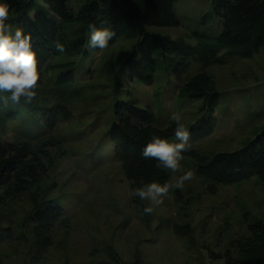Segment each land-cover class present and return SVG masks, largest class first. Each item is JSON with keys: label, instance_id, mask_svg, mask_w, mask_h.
Listing matches in <instances>:
<instances>
[{"label": "rangeland", "instance_id": "374dc122", "mask_svg": "<svg viewBox=\"0 0 264 264\" xmlns=\"http://www.w3.org/2000/svg\"><path fill=\"white\" fill-rule=\"evenodd\" d=\"M86 1L71 0L70 5L78 11ZM174 9L177 26L136 21L106 49L86 44L88 57H71L77 63L68 97L72 116L60 120L51 134L25 137L31 115L22 112L8 121L5 116L14 105L0 102V145L31 144L25 164L0 188V264H227L224 255H236L240 244L254 236L251 226L264 225V179L225 184L196 174L183 191L170 193L152 214H145L148 202L130 195L125 165L113 156L107 133L117 99L151 107L160 128L175 125L172 112L180 113L190 132L215 119L211 135L191 138L190 150L182 154L184 169L200 164L192 151L211 160L218 152L240 149L264 131L263 47L252 57L224 49L213 64L188 58L190 69L182 82L199 75L206 88L217 90L220 99L214 111L203 99L178 94L182 82L172 69L182 56L171 55L173 59L162 63L152 85L130 78L125 60L140 57L143 33L197 45L201 39L194 32L217 37L223 30L212 0H177ZM55 73L48 70L43 87H53ZM56 100L49 96L48 102ZM180 174L170 171L167 182ZM48 202L61 206L64 214L52 227L51 245L40 255L33 215Z\"/></svg>", "mask_w": 264, "mask_h": 264}, {"label": "trees", "instance_id": "16d2710c", "mask_svg": "<svg viewBox=\"0 0 264 264\" xmlns=\"http://www.w3.org/2000/svg\"><path fill=\"white\" fill-rule=\"evenodd\" d=\"M176 1L87 0L78 11H74L70 5L71 0H7L12 6L10 23L13 28L21 27L32 36L41 78L37 98L31 104L21 101L18 105L9 100L8 104L14 105V111L7 112L5 119L15 121L18 114L25 112L28 116H34H30L31 123L25 130V137L37 138L51 134L60 120L72 116L68 97L76 83L77 63L71 57L89 56L86 49L89 23L112 28L116 36L109 43H113L126 34L136 21L160 27L179 25L174 9ZM212 3L215 14L223 21V30L219 36L210 37L194 32L193 35L201 40L193 45L184 39L175 40L169 36L143 33L138 42L140 57L137 59L130 55L125 60L130 78L152 85L158 67L167 62L171 55H175L182 57L172 70L182 82L190 69V57L204 64H213L220 61L218 54L224 49L243 57H252L258 47L264 48V0H212ZM54 40L64 44L65 52L54 51ZM48 70L56 72L53 87L50 88L43 87ZM198 76L180 83L177 86L178 94L203 99L206 106L214 111L220 93L206 88L203 79ZM115 88L119 94V82ZM49 96H54L57 102L49 104ZM113 115L107 134L113 156L124 163L132 188L154 180L167 182L170 170L157 168L156 161L143 159L141 152L152 133L167 139L173 137L175 125L160 128L156 125L153 109L149 106L140 107L133 99H117L113 104ZM215 128L214 118L203 121L191 131V138L194 141L203 139L211 135ZM30 146L29 141L0 145V188L10 184L17 170L25 164L31 154ZM191 154L200 162L195 169L196 174L213 183L232 184L253 177L264 179V131L240 149L218 152L211 160L198 151H192ZM41 207L33 215L40 255L51 245L52 227L64 214V209L53 202L44 203ZM251 227L254 236L240 244L236 255H224L227 264H264V225L257 223Z\"/></svg>", "mask_w": 264, "mask_h": 264}, {"label": "clouds", "instance_id": "9594fccd", "mask_svg": "<svg viewBox=\"0 0 264 264\" xmlns=\"http://www.w3.org/2000/svg\"><path fill=\"white\" fill-rule=\"evenodd\" d=\"M12 17V6L7 0H0V93H7L5 98L0 96V102L6 107L8 101L13 104H31L38 96L40 87V71L38 68L37 51L33 47L31 34H26L21 27L13 28L9 23ZM89 49L104 50L109 46L116 33L110 27H97L89 23ZM54 51L65 52V46L59 40L53 41ZM170 119L175 122L174 140L163 138L156 133L151 134V139L143 147L141 155L145 160L156 161L159 169L181 173L170 181L160 184L149 182L130 189V195L147 201L144 207L145 214H152L156 208L164 203L165 198H170V193L175 190L183 191L187 182L196 177L195 169L182 168V155L191 148V132L182 122L179 112H172ZM135 183V181H133Z\"/></svg>", "mask_w": 264, "mask_h": 264}]
</instances>
